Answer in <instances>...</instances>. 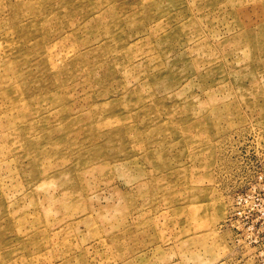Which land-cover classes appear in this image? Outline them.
Wrapping results in <instances>:
<instances>
[{"label": "rangeland", "instance_id": "obj_1", "mask_svg": "<svg viewBox=\"0 0 264 264\" xmlns=\"http://www.w3.org/2000/svg\"><path fill=\"white\" fill-rule=\"evenodd\" d=\"M0 264H264V0H0Z\"/></svg>", "mask_w": 264, "mask_h": 264}]
</instances>
